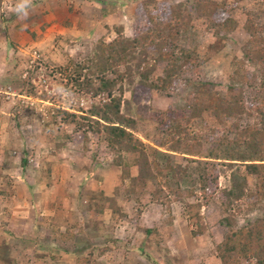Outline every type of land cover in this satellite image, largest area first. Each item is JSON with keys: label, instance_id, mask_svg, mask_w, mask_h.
I'll use <instances>...</instances> for the list:
<instances>
[{"label": "rangeland", "instance_id": "rangeland-1", "mask_svg": "<svg viewBox=\"0 0 264 264\" xmlns=\"http://www.w3.org/2000/svg\"><path fill=\"white\" fill-rule=\"evenodd\" d=\"M178 1L32 0L27 17L22 19L15 12L20 0H3L0 9V264L44 261L51 264L50 256L56 252L54 246L46 245L48 240L42 236L36 244L33 237L28 239L25 235L29 229L35 230L36 225L44 228L47 236L51 228L81 227L89 235L76 233L77 242H89L97 249L107 248L94 257L96 264H219L214 246L226 230L222 223L226 213L217 192L207 202L201 201L199 212L204 230L196 236L190 234L192 226L185 218L181 203L161 204L156 200L159 188L150 181L136 180L129 199L120 203L125 211L121 216L108 211L88 216V201L81 195L82 188L88 196L95 192L105 196L110 195L115 186L128 188L129 182L120 178L118 166L112 162L115 154L108 151L100 137L86 131L87 140H84L82 129L65 121L63 114H56V110L72 112L79 120L91 102L102 101L105 96L103 93L74 95L70 92L74 87L69 84L64 87L63 75L54 72L53 79H46L42 72L44 65L49 70L55 69L58 65L64 66L69 59L79 61L90 55L95 41H107L114 36L113 26L120 25L122 34L130 37L138 2L150 8L159 2ZM222 4L228 7L227 12L235 22L229 31H214L205 18L198 16H193L184 26L163 28V33L176 32V43L190 50L199 62L187 67L176 83L173 96L147 91L135 102L131 97L134 84L129 86L122 81L121 97L130 101L132 117L136 108L145 106L164 111V119L167 112L177 113L184 98L201 82L210 83L208 87L214 91H223L227 85L244 87V102L253 103L261 98L262 93L252 87L258 85L261 66L244 56L249 38L244 25L248 23L255 28L257 38L264 37V0H224ZM102 6L110 9L105 17L100 16ZM66 8L70 10L68 18L73 22L72 27L61 29L56 25L45 32L44 20L50 13ZM32 34L42 41L38 42ZM162 65L154 63L155 71ZM34 66L38 67V73L31 78L35 94L23 96L21 80ZM247 72L253 78L255 75L254 85L245 84ZM133 80H137V75ZM42 94L44 96H40ZM134 118L133 134L144 143L154 145L163 138L159 123L144 116ZM258 118L251 113L239 116L238 120L241 124H253ZM217 125V120L207 113L186 122L189 132L201 134ZM65 134L70 135V139L64 137ZM21 158L26 160L24 167ZM120 158L132 165L136 153L121 152ZM170 159L183 166L193 165L178 154ZM46 164L50 167L47 174ZM215 164L218 190L230 186L231 172L245 176V188L252 190L253 179L244 175L241 164H232L230 170L221 163ZM129 175H134L132 167ZM195 194L200 196L198 190ZM252 199L237 200L234 206L238 205L239 210L230 207L234 226L264 215V195L253 208L247 209ZM30 224L31 228L27 227ZM146 228H153L154 232L146 235ZM81 236L85 239H80ZM61 264H73L71 257Z\"/></svg>", "mask_w": 264, "mask_h": 264}, {"label": "trees", "instance_id": "trees-1", "mask_svg": "<svg viewBox=\"0 0 264 264\" xmlns=\"http://www.w3.org/2000/svg\"><path fill=\"white\" fill-rule=\"evenodd\" d=\"M222 3L216 0H180L175 3L159 2L149 8L144 2H138L130 37L122 34L120 25L113 26L114 36L107 41H95L90 55L79 61L69 59L64 66L58 65L55 69L49 70L44 65L42 72L46 79H53L54 72L63 75L64 87L68 84L74 87V91L70 90L74 95L85 93L96 96L103 93L105 96L102 101L91 102L79 120L72 112L56 110V114H63L65 121L75 123L76 128L82 129L84 140L86 131L100 137L108 151L115 154L112 162L118 166L120 178L129 182L128 188L115 186L107 196L100 192L88 196L82 188L81 195L88 201V216L94 217L105 210L121 216V212L125 211L120 203L129 199L136 180L150 181L159 188L156 200L161 204L170 201L181 203L185 218L192 226L190 234L196 236L204 230L199 212L201 201L207 202L217 192L222 210L226 213L222 218L226 230L214 246L219 264H264V215L246 219L234 226V216L230 211V207L242 197L244 200L253 197L247 205V209H251L264 195V37L257 38L255 28L248 23L244 25L249 35L244 56L261 66L257 76L258 85L252 86L262 93L257 102H244V87L227 85L223 91H214L208 87L210 83L201 82L184 98L179 111L167 112L164 119V111L148 106L136 108L132 117L130 101L121 97L122 81L129 86L134 84L131 97L135 102H138L140 94L147 91L173 96L181 75L187 67H194L199 61L191 55L190 50L176 43V32L169 30L163 33V28L184 26L193 16H198L205 18L214 31H229L235 22L227 12L228 7ZM32 36L35 39L39 37ZM154 63H163L158 72L154 69ZM37 68L28 69L22 78L23 96L35 94L31 78L38 73ZM134 75H137L136 81L133 80ZM246 75L245 84L254 85L255 75L254 78L250 72ZM203 113L216 119L218 125L211 127L206 134L189 132L186 122ZM251 113L259 116L257 122H239V116H249ZM141 116L160 124L164 136L154 145L144 143L133 134L136 124L134 117ZM64 137L69 138L70 135L65 134ZM121 152L136 153L132 165L120 158ZM175 154L192 161L193 165L171 162L170 158ZM20 163L24 166L26 160L21 158ZM215 163H221L229 170L232 164H241L244 175L253 179L252 190H246L245 176L239 177L235 172L229 174L230 186L218 190ZM130 167L134 169V175H129ZM49 170L46 164L45 173H49ZM193 172L196 174L193 175ZM196 190L200 193L199 197L195 194ZM234 207L239 210L238 205ZM152 231L153 228L144 229L146 235ZM28 232L30 234L25 232L26 237H33L36 244L42 236L48 240L46 245L54 246L56 252L50 256L51 264L65 263L68 256L73 264H96L98 262H94V257L107 250L104 247L97 249L89 242H77L76 233L83 234L81 227L51 228L50 236H47L44 228L36 225L35 230L29 229Z\"/></svg>", "mask_w": 264, "mask_h": 264}, {"label": "crops", "instance_id": "crops-1", "mask_svg": "<svg viewBox=\"0 0 264 264\" xmlns=\"http://www.w3.org/2000/svg\"><path fill=\"white\" fill-rule=\"evenodd\" d=\"M3 3V0L1 1V3H0V9H1V4ZM103 7V9H101V7L99 8V12L101 13V17H105V16H107V13H109L105 8H104V6H102ZM51 8H53V7H51ZM106 11V12H105ZM106 13V14H105ZM72 15H73V13H72ZM105 15V16H104ZM69 16H71V14H70V10L68 9V8H66L65 9V11H63L62 9L60 10H58V12H57V10L56 11H54L53 12V14H51L50 13V15L48 16V18L46 19V20H44L45 22H44V24L45 25H47L45 28V32L47 31V30H49L50 28H52V26H56V25H59L60 26V28L61 29H63L64 27H66V28H71L72 27V25H73V22L71 23V21H70V19L68 18ZM74 17V16H73ZM50 24V25H48V24ZM54 24V25H53ZM64 26V27H63ZM59 28V27H58ZM67 30V29H66ZM66 30H64L63 32H62V30H61V32L62 33H66ZM42 32V31H41ZM37 35H38V33H37ZM40 37H38L36 40L38 41V42H41L42 41V39H40ZM37 42V43H38ZM24 167V166H23ZM109 193H111V192H109ZM108 195V194H107ZM107 195H105V196H107ZM106 211H108V210H105L104 212H106ZM84 230V229H83ZM83 232V234H84V236H88L89 234L88 233H86V232H84V231H82ZM108 241V240H107ZM102 256V255H101ZM137 261V260H136ZM137 263V262H136ZM139 264H141L140 262H138Z\"/></svg>", "mask_w": 264, "mask_h": 264}, {"label": "clouds", "instance_id": "clouds-1", "mask_svg": "<svg viewBox=\"0 0 264 264\" xmlns=\"http://www.w3.org/2000/svg\"><path fill=\"white\" fill-rule=\"evenodd\" d=\"M32 5V0H20L15 7V12L19 15L22 19L26 18L28 15V8Z\"/></svg>", "mask_w": 264, "mask_h": 264}]
</instances>
